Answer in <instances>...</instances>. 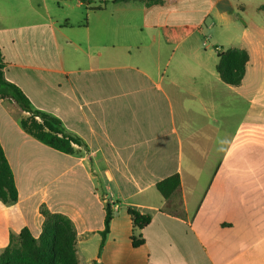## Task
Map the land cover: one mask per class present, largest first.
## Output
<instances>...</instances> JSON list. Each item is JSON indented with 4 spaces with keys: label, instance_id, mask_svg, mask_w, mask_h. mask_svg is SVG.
I'll use <instances>...</instances> for the list:
<instances>
[{
    "label": "crops",
    "instance_id": "0c3cea01",
    "mask_svg": "<svg viewBox=\"0 0 264 264\" xmlns=\"http://www.w3.org/2000/svg\"><path fill=\"white\" fill-rule=\"evenodd\" d=\"M103 1L93 10L98 0H0L5 79L85 145L51 149L0 100L18 193L0 202V254L23 228L40 235L43 205L72 222L79 264H264V31L221 48L249 55L231 87L197 35L207 19L229 22L239 0ZM174 174L180 188L165 200L155 185ZM128 209L149 225L133 229Z\"/></svg>",
    "mask_w": 264,
    "mask_h": 264
},
{
    "label": "trees",
    "instance_id": "16d2710c",
    "mask_svg": "<svg viewBox=\"0 0 264 264\" xmlns=\"http://www.w3.org/2000/svg\"><path fill=\"white\" fill-rule=\"evenodd\" d=\"M127 2L131 0H112ZM141 1L145 7L160 5L164 0H133ZM84 5L92 4L93 0H80ZM103 0H98L93 10H101ZM217 63L215 71L225 85L238 87L245 75V67L249 60L246 50L226 49L214 47ZM5 62L0 52V100H12L26 114L20 119L21 129L40 143L64 154H74V146L85 148L84 143L62 126L60 120L53 115L35 109L28 98L14 84L8 82L4 76ZM161 197L167 200L180 188L178 174L169 176L155 185ZM18 193L12 171L0 145V202L12 205L17 202ZM43 218L41 232L34 238L27 228H23L18 235H10L8 246L0 254V264H79L76 252V232L72 222L65 216L51 213L45 206L39 208ZM133 229L142 230L150 223L148 215L128 209ZM112 212L109 204L105 205L104 228L101 232L99 253L109 232ZM143 239L132 237V246L143 244Z\"/></svg>",
    "mask_w": 264,
    "mask_h": 264
},
{
    "label": "rangeland",
    "instance_id": "374dc122",
    "mask_svg": "<svg viewBox=\"0 0 264 264\" xmlns=\"http://www.w3.org/2000/svg\"><path fill=\"white\" fill-rule=\"evenodd\" d=\"M241 5L232 15L229 22L213 21L207 19L205 26L202 27V35H197L198 39L208 46V51L215 53L214 46L217 48L240 47L244 44L245 37L254 34L258 29L264 31V0H239ZM260 4V5H259ZM198 8H204L203 2L196 4ZM182 20L184 16L180 17ZM192 20L197 18V14L190 17ZM247 35L245 36V34ZM261 87L264 88V77L261 80ZM191 160L188 153L185 154L184 164L188 168L191 166ZM206 164V163H205ZM209 164L202 168L199 177L202 181L207 178L206 170Z\"/></svg>",
    "mask_w": 264,
    "mask_h": 264
},
{
    "label": "water",
    "instance_id": "95a60500",
    "mask_svg": "<svg viewBox=\"0 0 264 264\" xmlns=\"http://www.w3.org/2000/svg\"><path fill=\"white\" fill-rule=\"evenodd\" d=\"M9 102H11V100H9Z\"/></svg>",
    "mask_w": 264,
    "mask_h": 264
}]
</instances>
